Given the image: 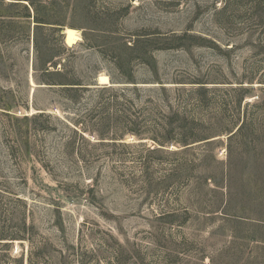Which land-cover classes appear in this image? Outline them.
<instances>
[{"label": "rangeland", "instance_id": "1", "mask_svg": "<svg viewBox=\"0 0 264 264\" xmlns=\"http://www.w3.org/2000/svg\"><path fill=\"white\" fill-rule=\"evenodd\" d=\"M224 1L0 0V264H264V0Z\"/></svg>", "mask_w": 264, "mask_h": 264}, {"label": "trees", "instance_id": "2", "mask_svg": "<svg viewBox=\"0 0 264 264\" xmlns=\"http://www.w3.org/2000/svg\"><path fill=\"white\" fill-rule=\"evenodd\" d=\"M30 2V0H29ZM31 5L33 6L34 10H35V15H34V20L35 22H37L38 26L42 23H48L46 21V18H44L43 16H40L38 14V11H37V6L34 4L33 5V2L31 1ZM230 6V1L229 0H225L224 1V5L222 7L219 8V11L220 12H225L227 11V9L229 8ZM258 8H259V4H257V1L255 0V3H254V10H255V13H257L258 11ZM58 24V23H56ZM131 49L135 50L134 47H132ZM137 49V48H136ZM148 65H150V68H152V70H155L156 69V65L154 62H147ZM117 69L119 71H125L124 69V66H123V63L118 61L117 62ZM45 70L47 68H44ZM44 70V71H45ZM57 75H61V72L59 70L56 71ZM66 82H58L59 84H64V85H72V86H67L65 87L68 91H74L76 88L78 87H75L73 85H78L80 83H75L71 80H65ZM126 82H130V83H136L132 76H128V81ZM163 88H161V90L163 91H166V88H164L165 86H162ZM203 87V86H201ZM202 90H205L206 88H201ZM238 98H237V101H236V106H238V108L241 107V104L243 103V100H244V95L245 93L247 92V90L245 88H239L238 89ZM117 95V94H115ZM115 102L118 106L121 107L120 110H124L125 109V105L123 102H118V100H116V96H115ZM38 116H41L38 115ZM162 116H165V120L162 119V123L159 126H157L155 129H154V132H153V140L158 144V145H166V144H169V143H172V142H176L178 144H182V145H188L189 143H191V140H192V136L194 135V123L189 120L186 116L184 115H181L179 112L177 111H174L172 110L167 116L162 114ZM240 117V115H239ZM251 121L248 119L247 116H244L240 123L237 125V128L235 130L234 133H232L230 135V137H233V136H238V135H241V136H244V133L245 131H248V135L247 137H250V135L253 137L255 136V131H251ZM134 134L136 135H139V132L138 130H134ZM100 136L102 137V135L100 134ZM251 139V138H250ZM151 152H155V151H158L160 150V147H153L151 149H149ZM15 261L18 262V264H22V259L20 258H15L14 259ZM27 264H52L51 262H48V260H46L45 258H41L40 256H35V254H33V251H29V255H28V258H27Z\"/></svg>", "mask_w": 264, "mask_h": 264}, {"label": "bare ground", "instance_id": "3", "mask_svg": "<svg viewBox=\"0 0 264 264\" xmlns=\"http://www.w3.org/2000/svg\"><path fill=\"white\" fill-rule=\"evenodd\" d=\"M63 32L65 34L64 41L68 46H72L77 43L78 40H80L79 31L75 28L65 27ZM98 81L99 84L110 85V79L105 74H100Z\"/></svg>", "mask_w": 264, "mask_h": 264}, {"label": "water", "instance_id": "4", "mask_svg": "<svg viewBox=\"0 0 264 264\" xmlns=\"http://www.w3.org/2000/svg\"><path fill=\"white\" fill-rule=\"evenodd\" d=\"M63 34H64V32H63ZM64 36H65V34H64Z\"/></svg>", "mask_w": 264, "mask_h": 264}]
</instances>
